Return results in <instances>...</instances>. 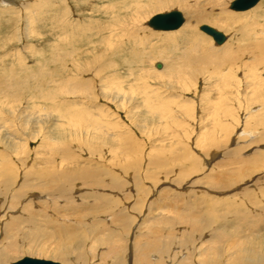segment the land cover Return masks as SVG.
Returning a JSON list of instances; mask_svg holds the SVG:
<instances>
[{"label": "rangeland", "instance_id": "374dc122", "mask_svg": "<svg viewBox=\"0 0 264 264\" xmlns=\"http://www.w3.org/2000/svg\"><path fill=\"white\" fill-rule=\"evenodd\" d=\"M229 1L194 27L204 48L184 65L192 49L168 52L165 32L146 26L174 10L185 23L183 9L149 13L136 31L115 16L123 0H0V243L17 246L8 264H114L99 241L109 234L133 264L135 237L178 217L203 224L175 227L194 241L178 260L220 231L218 264H234L240 246L264 255V36L253 25L264 0L246 12ZM13 221L19 232L6 239Z\"/></svg>", "mask_w": 264, "mask_h": 264}, {"label": "bare ground", "instance_id": "6f19581e", "mask_svg": "<svg viewBox=\"0 0 264 264\" xmlns=\"http://www.w3.org/2000/svg\"><path fill=\"white\" fill-rule=\"evenodd\" d=\"M123 1L124 2L119 4L118 8L116 9V11H115L116 15L115 16L117 18H121L122 20L123 19L129 20L127 26L131 22L130 25H132L136 31H139V27H141L143 25L142 23H144V20L147 17L146 15L149 13L156 12V11L168 10L171 8L183 9L186 11L187 19H186V22L184 23V18L182 16L183 22H182V25L180 26L181 28L179 27L181 30L178 28L176 30H171L172 32L171 31H162L165 33L160 35V37H157L158 39H160L161 42H164L167 45L168 44L169 45H173V44L175 45L174 47L168 48V52L169 51L173 52L177 48H179L178 44H180V46H181L180 49H183V48H186L187 50L192 49L191 51L183 52V55L180 54L181 56L179 57V60H181L182 63L185 65L186 63H190V60L192 59L191 58L192 53L194 54L196 52H200V51H202V48H204L203 43L201 42L200 39H198V36L194 31V27H196L200 23H206V24L211 23L212 24L211 19H210L212 17L211 11H213V7H217V5L220 4V2L222 0H123ZM234 1H236V0H234ZM259 1L260 0H258V2L248 10H251L252 8H254L259 3ZM232 2H230L229 6H228L229 10H231L230 5ZM76 3H78V2H76ZM200 5H207L208 7L211 6V8L208 9L210 11L206 15H204L206 12L204 13L201 10ZM248 10H246V11H248ZM231 11H234V10H231ZM246 11H242V12H246ZM170 12H172V11H170ZM234 12H237V11H234ZM167 13H169V12H167ZM161 14H166V13H161ZM157 15H159V14H157ZM112 16H113V14H112ZM154 16H156V15H154ZM102 17H105V14H103ZM149 20H148V22H149ZM148 22L146 23L147 27H149ZM134 25H139V26L134 27ZM253 25L258 26V28L256 26L255 27L253 26L255 28L254 30L257 29L256 31H260V33L264 36V18L259 19L258 21L253 23ZM206 26H208V25H206ZM211 28L214 29V27H212V26H211ZM198 29L200 30V26ZM215 30H216V28H215ZM116 31H118V30H116ZM154 31H159V30H154ZM177 31H179V33H176ZM78 33H80V32H78ZM205 35H207V34H205ZM211 40L214 42V40L212 38H211ZM225 41H226V36H225V40L222 44H217L216 42H214V43L217 46H221V45L226 44ZM141 42L143 43V41H141ZM175 42H177L178 44ZM182 45H183V47H182ZM135 47H137V46H135ZM228 48H230V47H228ZM130 51H131V49H130ZM179 51L180 50H178L177 53H179ZM214 53H215L214 49H209L207 51V55H209V57H213ZM193 57H195V56H193ZM225 58H226V56H225ZM194 60H196V58ZM74 61H76V60H74ZM138 61L140 62V60H138ZM136 63H138V62L137 61L134 62V64H136ZM166 63H168V62H166ZM171 67L173 68V66H171ZM9 203H11V202H9ZM10 206L7 207L6 209L4 208L5 209V211L3 212L4 215H6L8 213V211H10V209L13 208V207L10 208ZM211 212L212 211L209 212L210 216H211ZM179 218H181V217L173 218V219L164 218V219H158L157 221H154V224L152 223V225L148 229L145 237H143L144 242L143 243L138 242L137 237H135L133 243H131L130 248L127 247L128 250L126 252V256L130 257V255H132L133 264H152V262H153L152 256H155V259L157 260V261H154V264H164L162 262H167V264H218L221 260V256H222V252H223L222 251L223 241L226 240L229 236V235L227 236L226 234H224L223 231L215 233L211 237L210 243L204 244V243L200 242L201 244L199 245V247H196L193 249L195 254L189 253L183 259H179L180 261L178 260L179 254L183 253V249L186 248V246H184V245L186 243H188V241L191 239L192 236H189V237L183 236L182 238L176 239L175 234L173 232L175 227L180 225L181 223L185 224V226L187 225L192 230L202 229V227H203L202 222H199L195 219H185V220L180 221ZM30 219L34 220L32 217H30L29 220ZM19 224L20 223L13 221V222H11V224L9 223V224L5 225L4 229H3V234H2L3 237L6 239H10L11 235H14L15 232L18 233L19 227H20ZM164 227L166 228L165 232H163ZM159 230L163 234L161 237H159ZM66 231H67V228H63L61 231V234L62 235L67 234L68 235V233ZM183 238H184V240H183ZM114 240L115 239L110 234L106 237L99 239V241L103 245L106 246L108 256L113 259V263L114 264H123V262L121 260L123 249H124L123 245L120 242H116ZM176 240H178V241H176ZM12 242H14V241H12ZM12 242L9 243L8 245L7 244L4 245V244L0 243V264H8L11 261V257L13 255V252L15 251V249H17L15 242L14 243H12ZM190 242L194 244V241L191 240V241H189V243ZM173 245H178V247H177L178 251L177 252L171 251V247ZM246 248L247 247H245V246H240V247L236 248L235 252L232 255H230L228 261L231 263H234V264H264V255H260L259 253L255 252L251 249H246ZM129 250L131 251L130 254H129ZM125 251H126V245H125ZM101 257L102 256H100V258H99L100 261H102ZM193 257H194V259H192ZM77 258L80 261H82L84 259L81 256H77ZM56 259H59L62 261L65 260L66 259V252L59 253L58 258H56ZM98 264H100V263H98Z\"/></svg>", "mask_w": 264, "mask_h": 264}, {"label": "water", "instance_id": "95a60500", "mask_svg": "<svg viewBox=\"0 0 264 264\" xmlns=\"http://www.w3.org/2000/svg\"><path fill=\"white\" fill-rule=\"evenodd\" d=\"M257 2L258 0H236L231 3L230 9L237 12L246 11L251 7H253ZM182 22H183V18L181 13L178 11H172L166 14H159L152 17L148 22V26L153 30L171 31L178 29L182 25ZM200 31L210 36L217 44H222L225 40V36L222 32H219L209 26L206 25L200 26ZM157 67L159 68L160 65L158 64ZM11 264H60V263L53 262L50 260L24 257Z\"/></svg>", "mask_w": 264, "mask_h": 264}]
</instances>
